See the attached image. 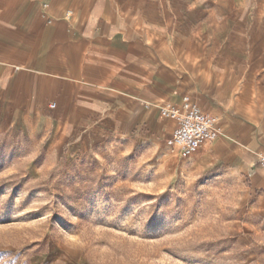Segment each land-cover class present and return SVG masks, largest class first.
<instances>
[{
	"label": "crops",
	"instance_id": "0c3cea01",
	"mask_svg": "<svg viewBox=\"0 0 264 264\" xmlns=\"http://www.w3.org/2000/svg\"><path fill=\"white\" fill-rule=\"evenodd\" d=\"M184 96L221 130L199 150L228 142L254 173L264 149L263 2L0 0L7 128L48 122L59 136L105 138L162 125L167 139L174 122L159 106Z\"/></svg>",
	"mask_w": 264,
	"mask_h": 264
},
{
	"label": "rangeland",
	"instance_id": "374dc122",
	"mask_svg": "<svg viewBox=\"0 0 264 264\" xmlns=\"http://www.w3.org/2000/svg\"><path fill=\"white\" fill-rule=\"evenodd\" d=\"M167 132L0 121V264H264V171L228 142L182 156Z\"/></svg>",
	"mask_w": 264,
	"mask_h": 264
},
{
	"label": "built area",
	"instance_id": "2783aa9c",
	"mask_svg": "<svg viewBox=\"0 0 264 264\" xmlns=\"http://www.w3.org/2000/svg\"><path fill=\"white\" fill-rule=\"evenodd\" d=\"M161 117L174 122L167 138L168 147L182 156L197 152L201 147L214 142L221 135L217 118L204 112L188 96L179 103H165L159 106ZM255 163L264 169V149L256 155Z\"/></svg>",
	"mask_w": 264,
	"mask_h": 264
},
{
	"label": "bare ground",
	"instance_id": "6f19581e",
	"mask_svg": "<svg viewBox=\"0 0 264 264\" xmlns=\"http://www.w3.org/2000/svg\"><path fill=\"white\" fill-rule=\"evenodd\" d=\"M220 136H222V135H220ZM223 141L227 142L226 139H224ZM257 170H262V171H264V169L261 168V167H258ZM258 176H259L258 173L255 171L254 173H251L250 178H251V179H252V178H257Z\"/></svg>",
	"mask_w": 264,
	"mask_h": 264
}]
</instances>
